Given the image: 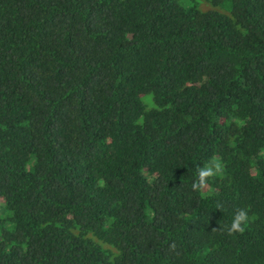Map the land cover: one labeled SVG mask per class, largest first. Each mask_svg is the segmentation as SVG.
Returning <instances> with one entry per match:
<instances>
[{
	"label": "trees",
	"instance_id": "trees-1",
	"mask_svg": "<svg viewBox=\"0 0 264 264\" xmlns=\"http://www.w3.org/2000/svg\"><path fill=\"white\" fill-rule=\"evenodd\" d=\"M0 264H264V0H0Z\"/></svg>",
	"mask_w": 264,
	"mask_h": 264
},
{
	"label": "clouds",
	"instance_id": "clouds-1",
	"mask_svg": "<svg viewBox=\"0 0 264 264\" xmlns=\"http://www.w3.org/2000/svg\"><path fill=\"white\" fill-rule=\"evenodd\" d=\"M196 173L197 179L191 184V190L194 192H203L208 187L209 179L223 175L224 165L216 157H213L203 167H197ZM217 209L223 210V205L218 203ZM249 211L250 209L238 208L230 225H221L220 228L226 230L229 236L236 233L244 234L250 223ZM213 230L217 229L214 228Z\"/></svg>",
	"mask_w": 264,
	"mask_h": 264
},
{
	"label": "rangeland",
	"instance_id": "rangeland-1",
	"mask_svg": "<svg viewBox=\"0 0 264 264\" xmlns=\"http://www.w3.org/2000/svg\"><path fill=\"white\" fill-rule=\"evenodd\" d=\"M205 9H206V10H216L215 8H212V7L209 6V5L205 6Z\"/></svg>",
	"mask_w": 264,
	"mask_h": 264
}]
</instances>
